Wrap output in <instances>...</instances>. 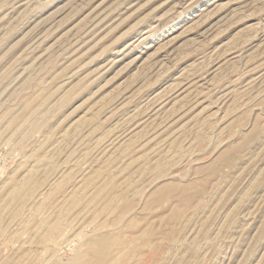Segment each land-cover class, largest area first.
I'll use <instances>...</instances> for the list:
<instances>
[{
    "label": "rangeland",
    "instance_id": "374dc122",
    "mask_svg": "<svg viewBox=\"0 0 264 264\" xmlns=\"http://www.w3.org/2000/svg\"><path fill=\"white\" fill-rule=\"evenodd\" d=\"M0 264H264V0H0Z\"/></svg>",
    "mask_w": 264,
    "mask_h": 264
},
{
    "label": "bare ground",
    "instance_id": "6f19581e",
    "mask_svg": "<svg viewBox=\"0 0 264 264\" xmlns=\"http://www.w3.org/2000/svg\"><path fill=\"white\" fill-rule=\"evenodd\" d=\"M85 260V259H84Z\"/></svg>",
    "mask_w": 264,
    "mask_h": 264
}]
</instances>
